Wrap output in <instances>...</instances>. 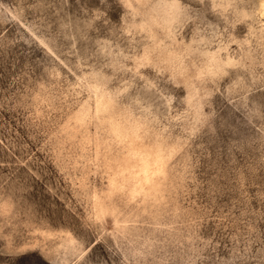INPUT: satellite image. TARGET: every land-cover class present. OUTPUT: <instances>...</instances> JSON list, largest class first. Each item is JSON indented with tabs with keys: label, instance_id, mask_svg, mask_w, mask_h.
I'll list each match as a JSON object with an SVG mask.
<instances>
[{
	"label": "rangeland",
	"instance_id": "1",
	"mask_svg": "<svg viewBox=\"0 0 264 264\" xmlns=\"http://www.w3.org/2000/svg\"><path fill=\"white\" fill-rule=\"evenodd\" d=\"M261 2L0 0V264H264Z\"/></svg>",
	"mask_w": 264,
	"mask_h": 264
},
{
	"label": "bare ground",
	"instance_id": "2",
	"mask_svg": "<svg viewBox=\"0 0 264 264\" xmlns=\"http://www.w3.org/2000/svg\"><path fill=\"white\" fill-rule=\"evenodd\" d=\"M261 13L264 15V0H263V2H261Z\"/></svg>",
	"mask_w": 264,
	"mask_h": 264
}]
</instances>
